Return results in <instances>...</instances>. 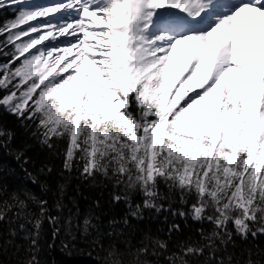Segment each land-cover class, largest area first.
<instances>
[{"label": "snow or ice", "instance_id": "obj_1", "mask_svg": "<svg viewBox=\"0 0 264 264\" xmlns=\"http://www.w3.org/2000/svg\"><path fill=\"white\" fill-rule=\"evenodd\" d=\"M5 8L0 264H45V223L49 250L63 232L61 252L93 264H264V0ZM4 157L37 191L9 190ZM81 185L109 187L123 212Z\"/></svg>", "mask_w": 264, "mask_h": 264}, {"label": "trees", "instance_id": "obj_2", "mask_svg": "<svg viewBox=\"0 0 264 264\" xmlns=\"http://www.w3.org/2000/svg\"><path fill=\"white\" fill-rule=\"evenodd\" d=\"M14 14V9L5 8L0 9V21L6 20L10 17H12ZM4 124L8 127H14L15 121L12 117H4ZM19 140L17 141V143ZM29 155L33 156L34 158L37 155V152L35 150L30 151ZM3 164L5 165V168L7 170H15V177H9L7 182L9 183V190L11 191L12 188L22 185L28 187L32 191H37L36 187L25 181L23 172L20 171L19 167L15 164L14 161H12L8 157L3 158ZM59 163V161H57ZM43 179V177H41ZM78 181H73L72 185L69 186V194H73V189L78 184ZM81 190L84 192V194L90 198H99L103 209L105 211H108L110 214L114 211L117 214H120L123 212V206L117 205L115 208H110L107 201L109 200V192L111 189L109 187H88L86 185H81ZM38 194V193H37ZM51 201V198H49ZM137 200L140 199L139 196L136 197ZM89 203V201H85L84 199H80V208L83 212L86 208V205ZM176 205H174L175 207ZM171 219V217H169ZM161 220H155V221H145L144 225H148L152 228L153 232L157 229V227L163 226L161 224ZM181 223L182 227H184L183 221H178ZM191 227L194 229L195 227H199V225L192 224L191 221L188 222ZM189 231L188 228L185 227V234ZM163 238V237H162ZM63 239H66L64 236V233L61 232L60 237L55 241V247L49 250L47 248V244L51 241V229L49 228L48 224H44V239L42 240V244L44 245V251L41 253V260L45 262V264H93V261L87 256L82 255L78 251H74L72 256H67L63 252H61V241ZM260 244L262 247H264V237L261 238ZM76 249H84L85 251L88 250L89 245L84 242L79 235H77V239L75 241ZM5 264H8V257H3Z\"/></svg>", "mask_w": 264, "mask_h": 264}, {"label": "rangeland", "instance_id": "obj_3", "mask_svg": "<svg viewBox=\"0 0 264 264\" xmlns=\"http://www.w3.org/2000/svg\"><path fill=\"white\" fill-rule=\"evenodd\" d=\"M40 2H44V0H40Z\"/></svg>", "mask_w": 264, "mask_h": 264}]
</instances>
